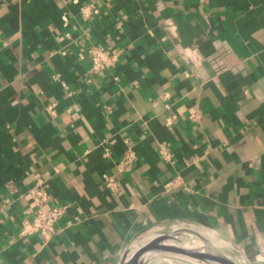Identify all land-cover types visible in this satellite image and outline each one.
<instances>
[{"label":"crops","instance_id":"obj_1","mask_svg":"<svg viewBox=\"0 0 264 264\" xmlns=\"http://www.w3.org/2000/svg\"><path fill=\"white\" fill-rule=\"evenodd\" d=\"M36 174L49 243L19 234ZM175 225L264 264V0H0V264H117Z\"/></svg>","mask_w":264,"mask_h":264},{"label":"water","instance_id":"obj_2","mask_svg":"<svg viewBox=\"0 0 264 264\" xmlns=\"http://www.w3.org/2000/svg\"><path fill=\"white\" fill-rule=\"evenodd\" d=\"M165 257H179L197 264H239L238 259L250 264L238 250L221 244L196 229L179 225L140 231L122 250L117 264H130L135 259L141 264H147Z\"/></svg>","mask_w":264,"mask_h":264},{"label":"built area","instance_id":"obj_3","mask_svg":"<svg viewBox=\"0 0 264 264\" xmlns=\"http://www.w3.org/2000/svg\"><path fill=\"white\" fill-rule=\"evenodd\" d=\"M94 12H98V9L94 5L90 8L87 7L82 9L84 16H89ZM87 55L92 61L93 69L102 72L105 70H112L116 66L119 50L112 46L90 44L87 47ZM53 77L55 80H59V75L57 73L54 74ZM48 110L52 114L56 113L53 105H51ZM190 117L192 119L198 118V109H192ZM135 160V152L131 149L127 150L118 163L120 171L131 170L135 164ZM36 177V183L29 190V195L35 209L29 218L23 220L19 229V234L21 236H29L38 233L41 235L44 243H49L57 233V223L64 217L66 208L60 205L45 208L44 205L50 199V196L48 190L45 188V180L39 174H36ZM104 177L107 188L113 192H117L119 185L116 177L109 174H105Z\"/></svg>","mask_w":264,"mask_h":264},{"label":"rangeland","instance_id":"obj_4","mask_svg":"<svg viewBox=\"0 0 264 264\" xmlns=\"http://www.w3.org/2000/svg\"><path fill=\"white\" fill-rule=\"evenodd\" d=\"M165 258H169V259H161L162 261H158V259L156 260H153V262L151 261V263L150 264H180L179 262V260H183V259H180L179 257L177 258V257H165ZM168 260H173V261H168ZM241 260V259H240ZM183 262V261H182ZM251 264V263H250Z\"/></svg>","mask_w":264,"mask_h":264},{"label":"bare ground","instance_id":"obj_5","mask_svg":"<svg viewBox=\"0 0 264 264\" xmlns=\"http://www.w3.org/2000/svg\"><path fill=\"white\" fill-rule=\"evenodd\" d=\"M211 234H212V233L208 232V233H205L204 235H206V236H208V237H211V236H212ZM238 260H239V264H246L245 261L240 260V259H238ZM183 261H184V260H183ZM130 264H141V263L139 262V260L135 259V260H133ZM198 264H203V263H199V262H198Z\"/></svg>","mask_w":264,"mask_h":264}]
</instances>
